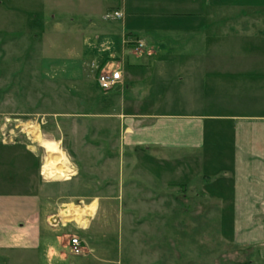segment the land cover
I'll list each match as a JSON object with an SVG mask.
<instances>
[{
    "label": "crops",
    "instance_id": "obj_1",
    "mask_svg": "<svg viewBox=\"0 0 264 264\" xmlns=\"http://www.w3.org/2000/svg\"><path fill=\"white\" fill-rule=\"evenodd\" d=\"M28 1L13 2L34 12L26 17L32 24L25 25L24 37H46L44 17L52 9L78 18L66 29L70 37L82 39L80 54L57 61L43 58L40 70L46 77L57 67L66 84L93 83L101 92L96 76L91 82L85 79L86 69L119 71L121 86L104 93L108 96L102 102L117 119L124 148L138 152L150 180L170 173L163 184L187 188L183 201L190 198L192 205L180 202V213L200 214L203 229L221 231L234 252L230 262L264 264V14H257L264 11V0H119L115 11L122 18L113 21L104 19L109 11L103 0ZM228 9L235 14L223 12ZM244 10L254 14H242ZM18 19L11 24L0 17V32ZM132 39L143 43L141 52L128 45ZM166 88L174 89V104L187 107L158 113L136 106L141 96L162 102ZM132 89L135 97L126 99ZM158 160L168 169L152 171L147 163L156 166ZM47 187L39 178L35 150L0 139V253L25 252L12 259L15 264H83L57 248L68 249L73 235L87 248L82 236L99 201L86 226L67 228L58 219L51 226L63 203H50ZM200 196L216 200L217 209L209 211L204 203L196 207ZM42 224L66 233L42 241ZM48 241L49 248L42 247Z\"/></svg>",
    "mask_w": 264,
    "mask_h": 264
},
{
    "label": "rangeland",
    "instance_id": "obj_2",
    "mask_svg": "<svg viewBox=\"0 0 264 264\" xmlns=\"http://www.w3.org/2000/svg\"><path fill=\"white\" fill-rule=\"evenodd\" d=\"M13 2L31 1L0 0V17L10 20L11 24L14 18H19L17 25L7 23L0 32V139L3 142L6 137L3 143H21L35 150L40 181L49 186L44 189L48 201L63 203L59 214L55 215L61 223L64 221L61 210L65 206L86 207L99 201L98 213L88 233L82 236L87 245V248L83 246L82 254L72 255L69 248L57 250L74 260H82L83 264H234L230 262L234 252L224 244L221 231L203 229L200 214L180 213L183 208L180 202L185 207L192 202L190 198L183 201V195H187L185 186L171 182L163 184L162 180L171 177L170 173L161 174L163 169H168L167 164L161 160L156 166L147 163L152 171L161 169L159 174L163 176L153 175L150 180L145 163L139 164L138 152L124 148L117 119L108 115L112 110L107 102H102L108 95L96 91L93 83L86 87L79 82L66 84L59 79L57 67L52 73L47 72L51 73L50 79L44 70H40L43 58L57 61L80 54L82 39L70 37L66 29L78 18H68L52 9L44 17L49 36L33 40L24 36L26 26L32 24L26 17L34 12L31 13L26 4L18 6ZM103 2L109 11L104 19L108 17L113 21L112 14L119 0ZM223 12L235 14L232 9ZM242 14L254 13L244 10ZM257 14H264V11L259 10ZM136 41L132 39L128 43L144 47L140 40L138 44ZM97 71L86 69L85 79L91 82L102 71L101 67ZM166 89L168 93L162 102L143 100L141 96L136 106L158 110V113H172L187 107L174 104L171 96L174 89ZM126 94V99L135 97L133 89ZM12 130L16 131L10 133ZM34 132L41 136L39 142L34 139ZM52 143L58 144L71 171L70 174L57 172L48 179L42 173V167L54 154L50 148ZM199 200L196 207L202 208L204 203L209 211L217 209L216 200H204L201 196ZM154 212L158 213L157 217ZM63 223L67 228L75 224L72 221ZM50 224L53 226L52 221ZM64 233L66 231L60 228L47 229L42 224V241ZM47 243L49 241L42 243V247L49 248ZM24 253H0V264H15L12 259L22 257ZM33 256L39 263L37 254Z\"/></svg>",
    "mask_w": 264,
    "mask_h": 264
},
{
    "label": "bare ground",
    "instance_id": "obj_3",
    "mask_svg": "<svg viewBox=\"0 0 264 264\" xmlns=\"http://www.w3.org/2000/svg\"><path fill=\"white\" fill-rule=\"evenodd\" d=\"M33 134L34 139L39 142L41 140V136L35 132ZM50 148L54 150V154H52L53 156L50 157L46 165L42 167V173L48 179L51 176H54L57 172L70 174L71 170L68 167L67 160L65 159V157H63L62 153L58 149V144L52 143ZM95 207V201L91 205L86 207H77L71 205L65 206L64 209L61 210V217L64 220L63 222L72 221L77 224L86 226L88 220L93 216L95 212Z\"/></svg>",
    "mask_w": 264,
    "mask_h": 264
},
{
    "label": "built area",
    "instance_id": "obj_4",
    "mask_svg": "<svg viewBox=\"0 0 264 264\" xmlns=\"http://www.w3.org/2000/svg\"><path fill=\"white\" fill-rule=\"evenodd\" d=\"M114 17L116 19H119L121 17V14L114 13ZM137 47L141 48L142 45L138 44ZM120 83H121V73L119 71H113V72L102 71L99 73V75L97 77V84L102 91L112 90V89L120 86ZM28 129H31V127H29ZM13 131H16V130H12L10 133H12ZM29 133L31 134L32 131H29ZM5 139H6V137L3 139V142ZM68 245H69L70 253L72 255L82 254L83 247H82V244H81L80 240L78 239V237L74 236V237L70 238Z\"/></svg>",
    "mask_w": 264,
    "mask_h": 264
}]
</instances>
